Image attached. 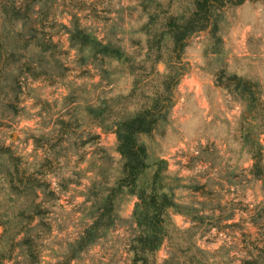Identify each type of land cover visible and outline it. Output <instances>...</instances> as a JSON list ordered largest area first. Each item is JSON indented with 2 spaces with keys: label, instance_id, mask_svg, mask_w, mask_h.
Segmentation results:
<instances>
[{
  "label": "clouds",
  "instance_id": "9594fccd",
  "mask_svg": "<svg viewBox=\"0 0 264 264\" xmlns=\"http://www.w3.org/2000/svg\"><path fill=\"white\" fill-rule=\"evenodd\" d=\"M198 2L0 0V264H264V0Z\"/></svg>",
  "mask_w": 264,
  "mask_h": 264
},
{
  "label": "trees",
  "instance_id": "16d2710c",
  "mask_svg": "<svg viewBox=\"0 0 264 264\" xmlns=\"http://www.w3.org/2000/svg\"><path fill=\"white\" fill-rule=\"evenodd\" d=\"M197 7L199 9H202L205 13H207L208 10V3L207 0H203V2H198ZM200 19V13H196V15L189 20L185 25H183L182 27L178 28V26L175 24L174 21H170L168 24V30L174 35L175 40H176V46L177 48H181L184 45V40L185 38L191 33L193 32L196 28L199 27L198 24V20ZM76 39L77 40H82L84 42H87V37L81 35L80 33L76 34ZM157 44L159 43V41L156 42ZM103 51V50H101ZM111 51V50H109ZM117 55H119V52H116ZM255 171L257 175H261V169L259 166H255ZM154 203V201H153ZM153 227L156 226V224L158 223V220L153 219L151 222ZM89 239H91V236L89 237ZM143 246L144 247H152L155 243L154 240H150V239H145L143 240Z\"/></svg>",
  "mask_w": 264,
  "mask_h": 264
},
{
  "label": "rangeland",
  "instance_id": "374dc122",
  "mask_svg": "<svg viewBox=\"0 0 264 264\" xmlns=\"http://www.w3.org/2000/svg\"><path fill=\"white\" fill-rule=\"evenodd\" d=\"M240 39L242 41L247 42V38L244 36H241ZM57 42L53 40L52 44H46L45 48H52L55 46ZM193 53L195 52V46H192ZM189 86H192V83H190ZM215 147V145H213ZM166 163V161H165ZM261 169V175H264V168L260 167ZM233 179H236L235 174H233ZM204 186L201 185L198 188H196L197 191L200 190V188H203ZM241 209V211L245 213H249L247 219L249 223L252 225L253 228H255L257 225L264 227V207H262L260 204H257L255 208H248V206L243 205L242 203L238 205ZM201 222H203V219H201ZM227 228H238L241 226L240 220L236 218L229 219V221L224 225ZM244 238L246 239L248 236L252 235L251 231L245 232L242 234ZM243 242V241H242ZM246 264H251V262H246Z\"/></svg>",
  "mask_w": 264,
  "mask_h": 264
}]
</instances>
